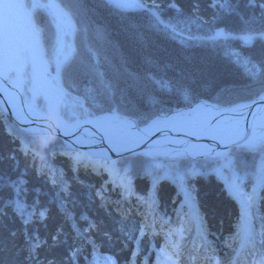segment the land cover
Instances as JSON below:
<instances>
[{
	"label": "trees",
	"instance_id": "obj_1",
	"mask_svg": "<svg viewBox=\"0 0 264 264\" xmlns=\"http://www.w3.org/2000/svg\"><path fill=\"white\" fill-rule=\"evenodd\" d=\"M157 2L161 4L162 18L165 20L175 15L174 9L168 7L173 3L187 16L197 14L204 20H210L214 14V9L210 6L212 0ZM230 2L236 8V13L218 21V28L238 31L242 27L241 15L245 19L252 15L260 17V0H257L255 7L248 5L247 0H239L238 4L236 0ZM218 7L217 5V10ZM77 19L80 21L79 31L74 35L73 43L79 49L80 59L89 62L91 56L88 49L100 48L94 33L101 31L109 41L101 49V68L108 79H114L119 71L120 86L126 90L124 104L130 112H152L150 94L166 107L176 110L187 108L186 102L175 91H157L156 86L146 79L149 72L157 78L164 77L173 85L177 82L185 84L191 94L199 100L223 106L248 101V98H227L232 93L231 90L242 91L249 81L227 62L222 49L215 52L202 47L182 49L178 42L150 31L146 26L147 19L144 14L130 11L122 18L114 14L102 0H80ZM45 21L47 22L46 19ZM133 23L137 27L133 28ZM254 26L258 27L259 24ZM192 31H196L195 25L192 26ZM232 47L244 55L258 57L264 52V45L260 42H256L252 47H243L239 42H232ZM105 56L111 61L113 68L108 67ZM146 58H151L159 69L146 64ZM125 68L128 72L136 74L140 78L139 81L127 76ZM90 79L78 73V93L74 90L73 94L83 95ZM159 106L160 104H157L156 107ZM11 122L0 113V209H3L0 214V264H93L94 258L96 264H104L101 258L106 256L111 257L115 264H129L131 253L137 245L134 242L125 244L128 232L137 237L142 249L137 263L143 264L145 259L148 263H153L157 262V254L166 238L171 239L176 233L178 237L174 244L177 245L178 242L180 250L172 255L181 256L190 250L185 237L189 238L195 232L196 218L202 224V232L196 243L202 245L211 256H216L213 258L218 264L229 261L227 253L223 252L228 245L226 239L234 233V240L237 241L235 248L237 247V221L243 209L241 202L228 191V175L221 171L219 174L212 172L210 167L215 164L214 160H203L202 169H194L196 166L193 164L197 165V162L189 159L151 160L160 165L155 169L160 175L170 171L173 175L180 173L194 177L187 182L189 190H194V198L190 201L180 194L177 183L161 180L154 187L152 179L146 173L138 174L151 164L146 163L150 159L136 156L114 160L112 162L118 168H130L132 195L129 196L119 187V181L118 186L113 185L114 178L102 167L103 161H94L88 157L85 161L87 167L83 164L77 165L71 157L78 150L66 155L58 139L49 144L50 153L49 150L32 146L19 135L23 133L20 129L12 128L14 131H10ZM250 157L255 159L252 162L259 161V156L254 157L246 151L237 153L232 159L234 168L241 170L244 164H249ZM90 166L95 169L99 167L100 173L90 169ZM250 169H253V165ZM61 179L63 184L59 183ZM14 184H19L22 189L19 198L26 205V211L45 212L42 222L34 218L27 226L23 224L19 214L15 213L14 206L8 203L16 199L15 189L12 187ZM244 190L252 192L250 180L245 181ZM150 194L151 200L148 199ZM12 196L14 198H11ZM61 204L63 208L60 207ZM255 205L252 209L256 213L253 214V225L258 224L259 228L264 229L263 188L258 189ZM192 208L196 215L191 213ZM142 223L149 226L148 235L143 237L138 231ZM73 224L87 238L78 237ZM89 224L95 227L89 228ZM181 224L182 230L178 231ZM34 235L42 242V246L30 259L26 238ZM202 236L207 238L208 244ZM53 237H56V240H53ZM262 240L264 235L260 241ZM258 245L260 247L261 242L257 247ZM249 247L250 252L255 249L252 245ZM198 254L197 249L192 255Z\"/></svg>",
	"mask_w": 264,
	"mask_h": 264
},
{
	"label": "snow or ice",
	"instance_id": "obj_2",
	"mask_svg": "<svg viewBox=\"0 0 264 264\" xmlns=\"http://www.w3.org/2000/svg\"><path fill=\"white\" fill-rule=\"evenodd\" d=\"M236 2L238 4L239 0ZM102 3L122 18L130 11L144 14L147 19L146 26L150 31L178 42L182 49L202 47L213 52L222 49L227 62L250 81L251 99L233 103L229 107L210 104L193 96L185 84L177 82L173 85L164 77L157 78L149 72L146 79L156 86V90L165 93L175 91L186 102L187 111L166 107L150 94L152 112H130L124 104L126 90L120 86L119 71L114 79H108L101 68V49L109 43L101 31L94 33L100 48L88 49L91 56L89 62L80 59L79 49L72 39L79 31L80 21L77 16L80 0H28L27 3L20 0H0V85L10 84L14 93L12 99H23L27 110L17 111V118L24 120L32 116L38 117L45 109L55 110L72 128L77 131L83 129L82 135L75 141L77 144L106 143L109 150L118 156L124 153L137 155L136 149L145 143L150 133H160L162 139L150 143L147 151L141 154L149 158L169 155L170 152L165 147L168 144L177 145L172 150L177 156L194 151V146L177 141L171 133L215 140L222 151L208 149L199 154L215 161L216 166L212 171L219 174L223 167L231 172L232 180L228 191L241 202L243 209L240 231H246L247 241L254 242L256 235L264 234L255 232L252 212L258 199V189L264 188V52L258 57L244 55L232 47V42H239L243 47H252L256 42L264 45V0L259 2L260 17L252 15L245 19L240 16L242 27L238 31L216 26L225 16L236 13V8L230 0H212L210 6L214 9V14L210 20H204L197 14L184 15L175 3L168 6L174 9L175 15L165 20L162 18L163 9L157 0H102ZM247 4L255 7L257 0H247ZM45 19L56 28L55 43L51 46H46L42 38L41 21ZM256 24L259 26H254ZM193 25L196 27L195 32L192 31ZM131 26L137 27L135 23ZM105 62L109 68L114 67L107 56ZM145 63L159 69L151 58H146ZM124 72L139 81L140 78L128 72L127 68ZM78 73L91 78L89 85L84 88L83 95L73 94L74 90L78 93ZM157 104H160L158 108ZM254 105L255 110H252ZM12 107L16 109L14 102ZM249 116L251 119H248ZM86 126H91V130ZM245 151L254 157L259 156V161L254 164L253 169L239 175L231 167L232 159L238 152ZM88 157L104 161L102 167L114 178L113 182L119 181V187L129 196L132 195L130 168H118L109 160L103 149L88 154L77 151L71 158L77 165L83 164L87 167L85 161ZM221 160L223 165L220 164ZM159 167V164H149L145 168V173L152 179L154 187L159 181L168 180L178 184L180 194H183L186 200L194 198V190H189L187 183L194 177L180 173L173 175L170 171L160 175L155 172ZM246 180L252 182L251 193L244 190ZM59 183L64 182L61 179ZM12 187L15 189L16 199L8 203L14 206V211L19 214L23 224L27 226L34 218L42 222L45 212L26 211L19 199L21 187L19 184ZM121 195L123 196L124 192ZM148 199L151 200V194ZM33 207L35 208V205ZM60 207L63 208V205ZM2 213L3 209H0V214ZM94 227L95 225L89 224V228ZM147 227L149 226L141 224L138 229L141 237L148 235ZM73 228L78 237L87 238L76 229L75 224ZM126 236V245L128 242L137 245L131 253L129 264H137V258L142 251L139 240L132 232L126 233ZM202 239L206 241V237L202 236ZM53 240H56V237H53ZM26 243L31 259L42 246V242L35 236H28ZM166 247H162L157 254L158 264H167L172 260ZM93 252H96L94 243ZM101 259L104 264H115L111 257ZM93 264H96L95 258ZM143 264H148L147 259Z\"/></svg>",
	"mask_w": 264,
	"mask_h": 264
},
{
	"label": "bare ground",
	"instance_id": "obj_3",
	"mask_svg": "<svg viewBox=\"0 0 264 264\" xmlns=\"http://www.w3.org/2000/svg\"><path fill=\"white\" fill-rule=\"evenodd\" d=\"M21 19H22V16H21ZM14 97V93L12 91V88H11V85L10 84H7V83H4L3 85H0V107H2V109H5L7 108L8 111H10L14 118L20 122L22 121H25V122H28V123H33L34 125H37L38 127H41L43 130H48L49 128V125H50V122L52 123V120L49 119L48 120V123H46L45 121H43L42 119H44L45 116H49V117H55L57 122L59 123V127L56 128L58 131H67L68 129L71 128V126L69 124H67L66 122H64L63 120H61L60 118H57V111L55 110H50V109H46L45 112H41L40 115L37 117V116H32L31 118L33 119V122H29L31 119H24V120H20L17 118V115H16V112L19 111L20 109H24L25 111L27 110L26 108V105L21 102L19 99H15L13 100L12 98ZM15 103L16 104V109L14 110L13 107H12V103ZM255 107L256 106H253V109L252 110H255ZM184 111H187V110H184ZM4 117H6V115L3 114ZM251 117V116H249ZM91 127V126H89ZM20 130L23 132L22 134H19L25 141L27 140L28 143H30L32 146H38V148L42 149V150H49L50 151V145L48 147H41L36 139H35V135L38 133V132H42V131H37L35 130L36 132H29V133H25L26 131H23L21 128ZM32 130V129H31ZM155 134H158V133H155ZM155 134H149L148 138L149 137H152L154 136ZM172 137H174L177 141H185V138L187 137H192V136H188V135H183V134H176V133H171L170 134ZM148 138L146 139V141L148 140ZM203 138H206V139H211L209 137H203ZM30 139V140H29ZM162 137L161 135L154 139L152 142H155V141H159L161 140ZM213 140V139H212ZM215 141V140H214ZM216 142V141H215ZM85 146H89L87 144H83ZM105 145L108 147V145L105 143ZM192 146H194V151L191 152V154H198L200 152H205L207 151L208 149H212L213 147H210V146H207V144L205 143H201V142H198V143H195V144H191ZM168 146H176V144H168ZM181 147H183V144L180 145ZM96 150H100V148H96ZM125 158V156H118V159L121 160ZM256 207V205L254 206ZM253 207V208H254ZM253 214H255V212L252 210ZM31 222H29L30 224ZM237 224L238 226L241 225V215L240 217L238 218V221H237ZM256 226V225H254ZM183 225L181 224L180 225V228H182ZM254 230L256 233H264V229L263 228H256L254 227ZM264 234H261V235H256V239L259 240L262 238ZM35 236V235H34ZM37 237V236H35ZM38 238V237H37ZM259 243V242H257ZM259 257H263V254H260Z\"/></svg>",
	"mask_w": 264,
	"mask_h": 264
},
{
	"label": "water",
	"instance_id": "obj_4",
	"mask_svg": "<svg viewBox=\"0 0 264 264\" xmlns=\"http://www.w3.org/2000/svg\"><path fill=\"white\" fill-rule=\"evenodd\" d=\"M20 2H22V0H20ZM1 110H2L4 115H6L8 117H12L11 119H13L18 126L22 127L25 130L29 131V130L32 129L31 130L32 132H36L35 130L44 131L41 127H38L37 125H34L33 123H28V122H25V121L20 122V121L16 120L14 118L13 114L10 111H8L7 108L1 109ZM58 118H60L59 114H58ZM28 119H31L29 122H33L32 118H28ZM248 119H251V117H248ZM42 120L45 121V119H42ZM46 123H48V121ZM86 127H88L89 130H91V127H89V126H86ZM48 128H49L47 130L48 132H53L54 131V136H57V137L61 138L65 143H68L69 145H72V146H75L77 144L75 142L77 137L82 135V133H83V129H80L79 131H77L76 129H70L67 132H59L54 127H48ZM160 135L161 134L158 133V134H155L152 137H149L148 140L145 141L144 144H142L140 147H138L136 149L137 155H141L143 152L147 151L148 145L151 143V141H153L154 139L158 138ZM198 142L205 143V144H207V146L213 147L212 150L215 151V152L222 151V149L217 146V142H215L212 139H206V138H203V137L202 138H197V137H193L192 136V137L185 138V141H184V143H186L188 145L195 144V143H198ZM77 146H80L81 148H84V149H86L88 151H93V150H95V148H101L107 154L109 159H113V158L118 157V155L116 153H114V152L109 150V148L105 145V143L104 144L97 143L95 145H89V146H85L83 144H77ZM165 147L169 150L170 154L169 155H158L156 157H158V158H167V157L175 156V157L191 158V159H197V158H204L205 157V156L200 155L199 153L198 154L189 153V154H186V155L177 156L172 151V150H174L176 148V146L165 145ZM137 155L124 153V154L119 155V156H137Z\"/></svg>",
	"mask_w": 264,
	"mask_h": 264
},
{
	"label": "rangeland",
	"instance_id": "obj_5",
	"mask_svg": "<svg viewBox=\"0 0 264 264\" xmlns=\"http://www.w3.org/2000/svg\"><path fill=\"white\" fill-rule=\"evenodd\" d=\"M24 1V3H27L28 2V0H23ZM47 20V19H46ZM50 25H51V23H50V21H48L47 20V22L45 21V20H42L41 21V26H42V29H43V32H42V38L44 39V41H45V44H46V46H51V45H53L54 43H55V36H56V32L52 29V27H51V31H50ZM249 81V80H248ZM249 84H250V81L248 82V85H245L244 86V89H242V91L241 90H238V89H234V90H231L232 91V93L231 94H229L228 96H227V98H229V99H236L237 97H241V98H248V101L250 100V98H251V93L249 92ZM239 89H241V88H239ZM21 102H23L24 103V101H23V99L21 98V99H19ZM207 103H210V104H216V103H212V102H207ZM1 106V105H0ZM229 106H231V105H225V107H229ZM255 106V105H254ZM178 110H182V111H184V110H187V108H181V109H178ZM46 111V109L43 111V112H45ZM0 113H1V111H0ZM2 114V113H1ZM12 117H7V119L8 120H10V121H12L13 119H11ZM13 124V125H12ZM15 125V126H14ZM9 127H10V131H14L12 128H14V129H16L17 128V125L12 121L11 122V124H9ZM57 138V136H54V139H56ZM49 153H50V151H48ZM93 152H96V151H88V152H84L85 154H88V153H93ZM239 153V152H238ZM173 158H175V157H171V158H167V159H173ZM242 158V157H241ZM240 158V159H241ZM148 159H150V160H148L146 163H151V164H156L157 162L156 161H151L152 159H155V158H148ZM157 159V158H156ZM207 158H203V159H198V160H192L193 162H197V165H195V164H193L194 166H196L194 169H196L197 167H199V168H204V166H202L201 165V163H202V161L203 160H206ZM245 159V158H244ZM250 161H249V164L247 165V164H244V166H242L241 167V170H237V168H234V166L233 165H235V164H233L234 162L232 161V164H231V167H232V169L237 173V174H239V175H243L246 171H249V170H251L250 168H251V165H253L254 166V164L256 163V162H252L253 160H255V159H253V158H251L250 157ZM116 160H118V158H116ZM166 160V159H165ZM237 160H239V158L237 159ZM159 161H161V160H159ZM222 161V160H221ZM220 161V164L221 165H223V163L224 162H221ZM92 163V162H91ZM216 166V164H213L210 168H213V167H215ZM250 167V168H249ZM205 168H209V167H205ZM90 169H95V167L93 168L92 166L90 167ZM223 174H226V175H228V177H227V179H228V184H230L231 183V180H232V175H231V172L230 171H228L226 168H223V167H221V170H220ZM212 172H216V171H212ZM139 175L140 174H145V171H139V173H138ZM193 174V173H192ZM189 176H192V175H189ZM114 186L115 185H117L118 186V184H117V181L113 184ZM113 185L111 184V187H113ZM261 189V188H260ZM264 189V188H263ZM11 198H14L13 196L11 197ZM19 199H21V198H19ZM12 200H14V199H12ZM21 202V201H20ZM22 203V202H21ZM23 204V203H22ZM24 205V204H23ZM24 207L26 208V205H24ZM254 227H256V228H259L260 226L257 224L256 226H254ZM151 229V228H150ZM235 235H234V233L232 234V236L231 237H228L226 240L228 241V245L226 246V250L225 251H223L224 253H227V260H229V261H225V262H223V264H226V263H228V264H234V260H235V257L236 256H238V251L236 250V248H235V246H236V243H237V241L236 240H234L235 238ZM188 237L186 236L185 237V240H186V242L188 241ZM206 243L208 244V242H207V240H206ZM197 244V243H196ZM199 244V243H198ZM200 245V244H199ZM190 247V246H189ZM194 249V248H193ZM192 249V247H191V250H193ZM199 257V256H198ZM228 257H230L229 259H228ZM196 259H197V257H195ZM226 260V259H225ZM195 262H196V260H195Z\"/></svg>",
	"mask_w": 264,
	"mask_h": 264
},
{
	"label": "clouds",
	"instance_id": "obj_6",
	"mask_svg": "<svg viewBox=\"0 0 264 264\" xmlns=\"http://www.w3.org/2000/svg\"><path fill=\"white\" fill-rule=\"evenodd\" d=\"M44 119H45L46 122L49 119L52 120V124H50L49 127H54V128H58L59 127V123L57 122V120H56V118L54 116L53 117L45 116ZM35 139H36L37 143L41 147H47L54 140V131L53 132H48L47 130H44L42 132H38L35 135Z\"/></svg>",
	"mask_w": 264,
	"mask_h": 264
}]
</instances>
